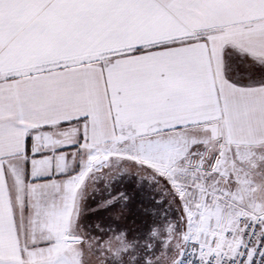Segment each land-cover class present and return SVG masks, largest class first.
I'll list each match as a JSON object with an SVG mask.
<instances>
[{
    "label": "snow or ice",
    "instance_id": "obj_1",
    "mask_svg": "<svg viewBox=\"0 0 264 264\" xmlns=\"http://www.w3.org/2000/svg\"><path fill=\"white\" fill-rule=\"evenodd\" d=\"M132 169L136 264H264V0H0V264H114Z\"/></svg>",
    "mask_w": 264,
    "mask_h": 264
},
{
    "label": "flooded vegetation",
    "instance_id": "obj_2",
    "mask_svg": "<svg viewBox=\"0 0 264 264\" xmlns=\"http://www.w3.org/2000/svg\"><path fill=\"white\" fill-rule=\"evenodd\" d=\"M128 172L130 173V175H132V174H136V175L139 174L140 175V178H138L139 176H135L136 180H133L135 177H133V178L131 177L132 178L131 182L133 184H135V186H138L139 180L141 181V179H143V178H145L147 180V183L149 184V186L152 184L153 185L155 184L156 186L159 185L158 178L155 175L142 173V171H137L135 169H132ZM153 190L154 189H152L151 192L148 194L149 197H154V195H152ZM141 194H144V193H141ZM148 195H146V193H145L144 196L143 195L142 196L146 200V199H148L146 197ZM167 198L169 199L171 206H173V207L168 208L169 213H166V212L164 213L162 210V213H160V215H158V218H156V222L152 223V225L164 222L166 219L167 220L175 219L176 216H178L177 215L178 213L177 214L175 213L174 215L171 213L172 211H170V210H172L174 208V205H173L174 202L169 197H167ZM175 208L177 210V206H175ZM156 211H157V209H152L151 213H149V214L155 216L158 214V213H156ZM173 211L175 212V209H173ZM152 217H149V218H152ZM146 227H147L146 222L145 223L143 222V224H141V225H135V226H132L131 223H128V222L127 223L126 222L121 223V225H119V228L121 230L126 231V233H127L128 239L125 241V245L127 247V254L123 255L119 258L113 257L114 260H116V264H136V261H135L136 257L142 258L143 261H146L149 258H153L151 256V250L145 248V246L148 243H157V242L149 239L151 236V233H149V230L148 231L145 230ZM160 250H161V246L157 243V251H156L157 255L159 254Z\"/></svg>",
    "mask_w": 264,
    "mask_h": 264
},
{
    "label": "rangeland",
    "instance_id": "obj_3",
    "mask_svg": "<svg viewBox=\"0 0 264 264\" xmlns=\"http://www.w3.org/2000/svg\"><path fill=\"white\" fill-rule=\"evenodd\" d=\"M135 176H139L138 178H140L139 174L138 175H136V174L130 175V177H132V178L135 177ZM133 180H136V177ZM138 186H135V184H131V191L129 192L130 193L129 194L130 195V199H131L130 205L134 206L135 203H138L140 205V207H143L144 209H147L146 213H151L152 209H157L156 213H158L155 216L149 214L148 215L149 217H152V216L153 217L152 218H147L148 220L144 221V223L146 222V225H147L145 230L148 231V230H150V226H153L152 223L156 222V218H158V215H160V213H162V210H163L164 213L165 212L169 213L168 212L169 211L168 208L169 207H173V206H171V203H170L169 199L167 198L168 196H166L167 192H165L163 187L161 188L159 185L156 186L155 184L154 185L152 184V185L149 186V184L147 183V180L145 178L141 179V181L139 180V185ZM152 189H154L153 193H152V195H154V197H149L148 194L151 192ZM141 193H144V194L146 193V195H148V196H146L148 199H146V200L144 199L145 202H143V203L139 202V200H142L143 196H144V194H141ZM141 195H143V196H141ZM126 197H127V195H126ZM92 202H94V201L91 198L87 199L85 204H84L85 209L92 208V206H93ZM173 205H174L173 209H175V212L173 211V209L170 210V211H172L171 213L174 215L175 213L177 214L178 211L175 208L176 204L173 203ZM90 214L91 213L88 212V214L84 217V222L86 224H90L93 221V217ZM121 222H123L122 218H121ZM118 225H121V223L118 224Z\"/></svg>",
    "mask_w": 264,
    "mask_h": 264
},
{
    "label": "trees",
    "instance_id": "obj_4",
    "mask_svg": "<svg viewBox=\"0 0 264 264\" xmlns=\"http://www.w3.org/2000/svg\"><path fill=\"white\" fill-rule=\"evenodd\" d=\"M153 174V173H152ZM158 183L160 185V187L165 190V192H167V196L173 201V197H172V193H171V189L168 186L167 182L164 181L162 178L158 177ZM166 188V189H165ZM142 196V195H141ZM141 198V197H140ZM131 202V201H130ZM139 202L143 203L145 202L144 198L142 200H139ZM174 202V201H173ZM136 204V205H135ZM134 206H129V207H125L123 210V213L121 215L122 221L125 223H131L132 226L135 225H141L143 224V222L146 220H148L147 218H149V213H146L147 209H144L143 207H140V205L138 203H135ZM121 218L116 222V223H123L121 222Z\"/></svg>",
    "mask_w": 264,
    "mask_h": 264
},
{
    "label": "crops",
    "instance_id": "obj_5",
    "mask_svg": "<svg viewBox=\"0 0 264 264\" xmlns=\"http://www.w3.org/2000/svg\"><path fill=\"white\" fill-rule=\"evenodd\" d=\"M77 170H78V168H77ZM142 173L152 174L150 171H142ZM152 175H154V174H152ZM131 180L132 179L130 177V173L128 171H124L119 175V177L117 178V180L114 182V184L112 186L114 191L122 192L124 194V196L127 195V200L125 201V207L130 206L131 199H130V195H129L130 193L129 192L131 191V184H133L131 182ZM102 183L103 182H101V184ZM92 200L94 201V202H92L93 203L92 208H94L96 205V200H94V199H92ZM90 213H91L90 215L93 217V221L97 218V216L102 214V213H97V212H90ZM104 218H105L106 223L111 222L108 219V214H104ZM83 221H84V218H83ZM114 227H115V225H114ZM112 259H113L114 264H116V260H114V258H112Z\"/></svg>",
    "mask_w": 264,
    "mask_h": 264
},
{
    "label": "built area",
    "instance_id": "obj_6",
    "mask_svg": "<svg viewBox=\"0 0 264 264\" xmlns=\"http://www.w3.org/2000/svg\"><path fill=\"white\" fill-rule=\"evenodd\" d=\"M189 258L194 261V264H196V262H198V256H192V257H187L186 256V259H189ZM256 264H261V261H260L259 258L257 259Z\"/></svg>",
    "mask_w": 264,
    "mask_h": 264
}]
</instances>
